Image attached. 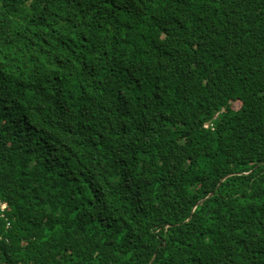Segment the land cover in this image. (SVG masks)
Here are the masks:
<instances>
[{"label": "trees", "instance_id": "16d2710c", "mask_svg": "<svg viewBox=\"0 0 264 264\" xmlns=\"http://www.w3.org/2000/svg\"><path fill=\"white\" fill-rule=\"evenodd\" d=\"M0 202V264H264V0H0Z\"/></svg>", "mask_w": 264, "mask_h": 264}, {"label": "rangeland", "instance_id": "374dc122", "mask_svg": "<svg viewBox=\"0 0 264 264\" xmlns=\"http://www.w3.org/2000/svg\"><path fill=\"white\" fill-rule=\"evenodd\" d=\"M239 105H240L239 102H233V103H232V108H233V109H237V108L239 107ZM5 207H6L5 204H3V203L0 202V209H1V210H4Z\"/></svg>", "mask_w": 264, "mask_h": 264}, {"label": "water", "instance_id": "95a60500", "mask_svg": "<svg viewBox=\"0 0 264 264\" xmlns=\"http://www.w3.org/2000/svg\"><path fill=\"white\" fill-rule=\"evenodd\" d=\"M230 176V175H229ZM229 176H225L224 178H222L221 179V181H223L224 179H226L227 177H229ZM211 196V194H209L208 196H207V198L208 197H210ZM206 199V198H205ZM201 202H203V200L202 201H200L199 203H201ZM156 258H157V255L155 256V258H154V260H153V262H152V264H154V262H155V260H156Z\"/></svg>", "mask_w": 264, "mask_h": 264}, {"label": "bare ground", "instance_id": "6f19581e", "mask_svg": "<svg viewBox=\"0 0 264 264\" xmlns=\"http://www.w3.org/2000/svg\"><path fill=\"white\" fill-rule=\"evenodd\" d=\"M204 127H205V128L213 127V123L210 122V123L206 124Z\"/></svg>", "mask_w": 264, "mask_h": 264}]
</instances>
